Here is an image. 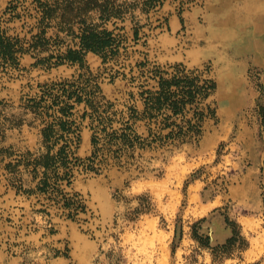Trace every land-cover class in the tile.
Returning <instances> with one entry per match:
<instances>
[{
  "label": "rangeland",
  "instance_id": "1",
  "mask_svg": "<svg viewBox=\"0 0 264 264\" xmlns=\"http://www.w3.org/2000/svg\"><path fill=\"white\" fill-rule=\"evenodd\" d=\"M260 1L113 0L119 15L63 23L0 0V264H264ZM221 18L249 38L216 42ZM87 27L114 48L56 63ZM175 76L213 89L175 114L152 100Z\"/></svg>",
  "mask_w": 264,
  "mask_h": 264
},
{
  "label": "trees",
  "instance_id": "2",
  "mask_svg": "<svg viewBox=\"0 0 264 264\" xmlns=\"http://www.w3.org/2000/svg\"><path fill=\"white\" fill-rule=\"evenodd\" d=\"M53 1V2H51ZM42 12L43 20L50 19L59 15L63 23H71L75 19H81L91 11H99L104 16H116L121 13L120 6H117L113 0H45L42 2L39 0ZM116 39L113 34L107 30H101L99 27H87L83 30L80 36V43L77 49L69 48L67 52L60 55L56 63H64L65 61H79L82 60L83 55L86 52H101L106 49H113ZM18 43L13 42L10 38L1 40V55L3 58L10 60H16L15 54L18 51H24L23 47L16 48ZM49 43L44 37V31L34 36V43L31 45L32 48L45 47ZM50 57L46 60H51ZM161 90L158 96L152 98L155 104L160 106L170 107L175 114L182 113L189 104L195 103L198 97H207L213 86H209V82L200 84L196 78L190 76H175L172 79L163 78L161 80ZM173 87H176L174 90ZM203 116V113L199 114V117ZM190 127L185 132L182 128L181 131L187 135L189 132L198 128L197 124H193L192 121H188ZM48 132L47 129L45 133ZM48 137V135H47ZM50 138V137H48ZM47 138V139H48ZM67 147H63L59 150L57 155H52L51 152L46 154L40 161L39 164L44 165L46 168H50L57 163V160H66Z\"/></svg>",
  "mask_w": 264,
  "mask_h": 264
},
{
  "label": "crops",
  "instance_id": "3",
  "mask_svg": "<svg viewBox=\"0 0 264 264\" xmlns=\"http://www.w3.org/2000/svg\"><path fill=\"white\" fill-rule=\"evenodd\" d=\"M257 2L262 3L260 0H257ZM240 14L244 15V14H246V11H242ZM248 16H249L248 17L249 21H252L253 24H256V26L258 28L260 25H262L263 31H264V9L259 11L258 13H252V16L250 15V13H248ZM256 16H257V18H256ZM226 19L221 18V19H218L217 22L227 21L228 19L227 20ZM217 22H215V24ZM230 22L231 21H229L227 23L229 24V28L232 30V36L234 35L236 37L234 40L239 41V39H241V41H243L246 38H249V36L251 34V27L252 26L250 25V23L248 21L244 22L243 24H235V23L232 24V22L231 23ZM215 24L213 25V29H214ZM221 41L225 42V40H223V39H221Z\"/></svg>",
  "mask_w": 264,
  "mask_h": 264
},
{
  "label": "bare ground",
  "instance_id": "4",
  "mask_svg": "<svg viewBox=\"0 0 264 264\" xmlns=\"http://www.w3.org/2000/svg\"><path fill=\"white\" fill-rule=\"evenodd\" d=\"M228 21H222V22H217L214 26V29H213V35L215 36V40L216 42L218 40H221V39H225L226 41L225 42H233L235 41L234 39L236 38L234 35L232 36V30L229 28V24L227 23ZM215 42V43H216ZM222 54V52H221ZM223 57H226L225 55L222 54ZM228 59V57H227ZM223 62V61H222ZM225 64V62H224ZM226 65V64H225ZM231 63L230 61H227V66H230ZM231 76V74L229 73L227 75V78Z\"/></svg>",
  "mask_w": 264,
  "mask_h": 264
}]
</instances>
